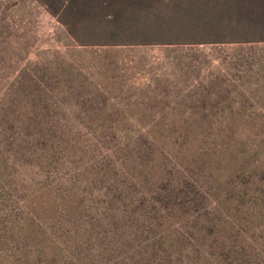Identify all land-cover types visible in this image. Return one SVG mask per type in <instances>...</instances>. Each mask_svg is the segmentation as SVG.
Returning a JSON list of instances; mask_svg holds the SVG:
<instances>
[{"label":"rangeland","instance_id":"1","mask_svg":"<svg viewBox=\"0 0 264 264\" xmlns=\"http://www.w3.org/2000/svg\"><path fill=\"white\" fill-rule=\"evenodd\" d=\"M0 264H264V0H0Z\"/></svg>","mask_w":264,"mask_h":264},{"label":"trees","instance_id":"2","mask_svg":"<svg viewBox=\"0 0 264 264\" xmlns=\"http://www.w3.org/2000/svg\"><path fill=\"white\" fill-rule=\"evenodd\" d=\"M72 2V4L74 5V3L76 4L78 2V0H70ZM92 0H87L85 3H84V0H83V5L85 4L86 7H88V4L89 2H91ZM229 2V1H228ZM81 3H82V0H81Z\"/></svg>","mask_w":264,"mask_h":264}]
</instances>
